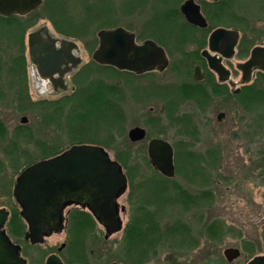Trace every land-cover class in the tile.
I'll return each instance as SVG.
<instances>
[{"label":"rangeland","instance_id":"374dc122","mask_svg":"<svg viewBox=\"0 0 264 264\" xmlns=\"http://www.w3.org/2000/svg\"><path fill=\"white\" fill-rule=\"evenodd\" d=\"M166 1L168 8L164 9L172 10L174 4L169 0ZM59 2L62 3V9L56 8L57 6L53 4L47 7L58 10L59 18L55 23L64 26H69L71 23V25L79 26L85 22L84 25L88 26L87 32L81 36L74 32L75 35L59 33L49 19L47 8H40L37 12L39 18L27 28V35L36 28L47 26L54 35L76 44L81 66H85L81 72L82 78L79 77L76 82L82 84L80 89L87 87L86 83L81 82L83 76L88 74L86 81L91 80L94 84L102 82L108 85H120L118 89L121 90L124 77L115 75L109 69H99L97 68L99 64L93 62L92 54L98 47L97 34L101 30L122 28L135 33L140 42L158 38L162 45L173 49L169 41L170 34L159 30L157 25H150L153 19L157 20L156 15L162 9L156 0H56L54 5ZM98 27L100 28L97 29ZM16 46L18 44L6 48L4 54L0 56V124L6 130L8 129V133L13 129L15 135L20 132L17 150L21 151V155L16 160L13 156L16 149L12 147L6 149L11 151L9 155H6V150H3V147L10 145L15 138H7L0 144V166H4L3 171H0V205L9 202L16 178L27 168V158L31 157L30 160L39 161L40 150L34 144L36 141L49 145L57 144L58 155L75 145H96L102 147L115 161H117V154L129 155L128 162L124 166L117 161L128 179V188L118 199L119 205L124 206L127 211L126 217L121 214L122 226H124L128 217H133V210L144 204L145 200L152 198L149 197V195L152 196L151 186L145 187L142 183L149 180H159L157 182L162 180L163 176L151 167L149 161L147 163L148 141L157 138L170 143L173 148V157L175 154L187 153L199 157L201 161L190 167L191 169L178 164L177 172L174 163L173 181L168 183L163 181L166 187L170 188V194L162 196L159 200L162 210L156 223H160V228L163 230L177 223L185 225L189 234L186 243L180 244L176 238L163 239L147 253V260L144 263L247 264L253 257L264 255V122L256 120V129L254 131L248 129L246 119L240 112L239 130L233 133L230 132L231 130L228 132L226 127L230 125L229 120L225 122L226 126L225 123L216 125L217 106L212 103L206 108L207 119L212 116V113L214 114L212 131L207 127L203 128L196 117L198 121V124L195 123L196 132L194 131L190 136L184 127L187 121L186 116L190 113L194 115V109L190 103L185 102L182 93L174 95L173 89L178 87L181 77L178 73L174 74L169 67L161 74L156 73L153 78L143 80V86L138 84L135 86L141 88L151 83L161 88L167 87L168 89L162 91L159 99L143 98L140 102L132 98L130 93H128L129 96H123V90L121 99L119 95V99L114 104L121 117L119 124L110 128L108 120L113 116L105 105H100L99 110L94 109L90 115H78L80 104L77 101L84 98V95H77L76 99L68 104L57 105L42 101L46 94L39 90L37 79L40 78L30 72L31 66L27 64L29 82H25L22 66L20 70L18 69V73L15 71V68L20 66L16 60L18 55ZM94 89L93 87L92 91ZM154 89L160 88L154 86ZM106 97L110 100L111 95L108 93ZM173 97L177 100H172ZM138 98H142L141 93ZM170 102L175 103L174 108H170ZM73 105H76L74 109L77 115H70L68 121L74 120V124L69 126L66 124V116ZM47 106L64 107L59 128L45 126L42 123V118L51 111ZM258 115L264 116V112L261 111ZM23 117L27 119L25 123H21ZM46 121L49 122L48 119ZM206 126L209 127L211 124ZM136 127L145 129L147 138L141 142L132 143L128 139V132ZM27 128L32 135L31 139L27 137ZM95 135L98 138L97 141L106 142L110 136L113 141L105 147L99 143L96 144ZM9 136L7 134V137ZM173 185H177L183 192L190 195L200 196L197 197L196 205L192 207L189 203L173 201L175 198V192L171 189ZM203 193L209 196L208 201L201 197ZM145 206H149V203L147 202ZM156 208L155 204L152 209L156 210ZM212 223L221 225V231L222 229L223 231L214 237L217 239L209 240L205 232L207 234L206 229ZM98 230L85 242V248H82L85 259L78 258L77 253L67 242L71 255L69 259L92 263L128 262L123 256L125 250L122 248L123 233L116 232L104 240V231ZM16 239L22 242V236ZM60 242V238L54 236L46 239L43 246L34 248L27 246L28 260L31 263H41L51 252L50 246L53 247L54 244L58 246ZM244 243L254 246L256 253L252 257L243 251ZM227 248L239 249L240 258L227 263L223 256V251ZM69 252L64 251L66 258Z\"/></svg>","mask_w":264,"mask_h":264},{"label":"flooded vegetation","instance_id":"af4514ba","mask_svg":"<svg viewBox=\"0 0 264 264\" xmlns=\"http://www.w3.org/2000/svg\"><path fill=\"white\" fill-rule=\"evenodd\" d=\"M169 1L174 4L172 9L175 11L173 18L168 22L169 41L172 43L173 49L162 45L158 38L145 39L140 42L135 33L126 30L134 35L137 45L151 41L162 48L167 59V66L141 74L104 66L115 69L124 77L121 82L120 99L123 90V96H129L128 93H130L132 98L140 102L143 98L159 99L160 94L163 90H167V87L161 88L159 85L151 83L141 88L135 86L136 84L143 86V80L147 81L153 78L154 74H161L170 67L174 74L178 73L181 77L178 87L173 89L174 95L182 93L185 102L190 103L194 109V115L190 113L186 116L187 121L184 127L190 136L194 131L196 132L195 123L198 124L196 117L203 128L207 127L212 131L214 114L212 113L208 119L206 114V108L212 103L217 106L215 114L217 126L224 125L229 120L230 125L226 127L227 131L231 130L230 132L233 133L239 130L241 112L246 119L248 129L254 131L256 120L264 122V116L258 115L259 112H264V0ZM187 1L192 2L191 6L199 8L203 19L202 23L205 26L201 27L186 20L181 12V7ZM36 10L28 14L0 15V56L4 54L6 48L18 44L16 60L23 67L25 82L28 81L27 64H29L30 72L40 78H36L39 90L46 94L41 100L57 105L68 104L74 101L81 91V85L76 82L85 66H81L82 62L78 56L76 44L54 35L47 26L36 28L27 35V28L33 23H31L32 13L35 14ZM150 25L155 26L156 20L153 19ZM218 30L225 32L210 43L212 34ZM172 58L174 59L171 60ZM15 66L17 65L15 64ZM25 85L26 90L27 83ZM107 86L111 85L107 84ZM154 86L160 89H154ZM139 93L142 94V98H138ZM16 95L18 96V92ZM19 97H21L20 94ZM172 100L176 101L177 99L173 97ZM207 124H211V126L208 127ZM7 130L4 127V138L14 139V129L10 133ZM252 130L250 131L252 132ZM7 134L10 136L7 137ZM3 168L4 166H0V171H3ZM14 185L15 182L13 188ZM13 188L9 202L0 205V209L4 210L7 215L0 227V232H3L8 239L3 245L4 258L0 260V264H19L14 260L16 252L13 247L17 246L20 247L17 254L24 261L22 264H173L92 263L69 259L71 257L70 241L74 239L73 234L77 232L79 219L91 217L96 223L94 229L104 231V240H106L105 229L96 222L90 211L75 203L66 204L60 211L61 223L58 231H53L49 237L44 238L43 243L32 245L29 240L24 239L28 226L20 216L21 209L13 197ZM4 199L6 200V198ZM119 207L124 208L121 214L126 217L125 207L120 205ZM129 222L130 218L128 217L126 225L119 230L123 235ZM21 226H23L22 230H20ZM20 232H22V242L17 240L15 235ZM54 236L60 238L59 245L50 246L51 252L41 263H31L27 258V246L30 248L43 246L46 239ZM205 236L207 237L206 232ZM66 250L69 252L68 258L64 253ZM50 256H56L61 263H46Z\"/></svg>","mask_w":264,"mask_h":264},{"label":"water","instance_id":"95a60500","mask_svg":"<svg viewBox=\"0 0 264 264\" xmlns=\"http://www.w3.org/2000/svg\"><path fill=\"white\" fill-rule=\"evenodd\" d=\"M42 0H0V15L25 14L36 10ZM187 1L181 7L186 20L192 24L205 26L197 6ZM223 30L214 32L210 43ZM98 47L92 59L99 65L111 66L122 71L141 74L167 66L162 48L151 41L142 45L135 43L134 35L122 28L101 30L97 34ZM27 119L23 117L21 123ZM146 138V131L136 127L128 132V139L138 143ZM147 157L151 167L163 177L171 179L175 175L173 148L167 141L151 139L147 144ZM128 179L121 165L112 160L100 146L75 145L52 158L38 161L24 169L16 178L13 197L19 205L21 218L27 222L24 236L32 245L43 243L53 231H58L61 223L60 211L66 204L75 203L87 208L96 222L106 231V238L122 227L118 199L126 192ZM0 209V227L6 218ZM7 237L0 232V260L4 258V242ZM15 263H24L13 247ZM227 262L240 258L241 251L227 248L223 251ZM46 263H61L56 256L48 257ZM117 263V262H113ZM247 264H264V255H258Z\"/></svg>","mask_w":264,"mask_h":264},{"label":"trees","instance_id":"16d2710c","mask_svg":"<svg viewBox=\"0 0 264 264\" xmlns=\"http://www.w3.org/2000/svg\"><path fill=\"white\" fill-rule=\"evenodd\" d=\"M80 1H84V0H80ZM156 1H157V3H160L159 5H160V7H162V9L160 8L161 9L160 12L157 13V15H156V19H157L156 25L158 26L159 30L169 34L168 22L170 21V19L173 18V14L175 13V11H173V9L172 10L164 9V8H168V5H166V4H168L166 0H156ZM55 2H56V0H44V2L39 7V9L34 12L35 14L32 13L31 23L36 21L39 18V16H37V12L40 11V8L46 9L48 6H51L53 4V6H57L56 8L62 9V3L60 4V2H59V4L54 5ZM47 10H48L47 14L49 16V19L52 20L53 27L59 33L66 34V35H72L75 33V34H78V36H81L87 32L88 26L84 25L85 22L79 26L78 25L74 26L73 24L71 25V23H69V26L58 25V23H55L56 19L59 18L58 17V10L57 9L54 10L53 8H50V7L47 8ZM61 14H62V11H61ZM87 21H89V20H87ZM99 28L100 27H98L97 29H99ZM92 64H94V63H92ZM20 68H21V66H18L15 69V71L18 73V69L20 70ZM97 68L109 69L115 75H120V72L116 71L115 69L109 68V67L97 66ZM82 71H83V69L81 70V72ZM81 72L79 74V77H81V75H82ZM87 75L88 74L83 76V81L81 82V83H86L87 87L85 89H87V90L81 89V91L79 92V95L80 96L84 95V98L77 101L80 104L78 115L79 114L80 115H90L94 109L99 110L100 105H105L107 107V109L110 110V114L113 116L110 120H108V124H109L108 127L114 128L115 126H117L119 124V120H120L119 118H121L118 115V109L116 108V106H114L116 100L119 99L120 90L118 88H120V85L119 86L118 85L107 86V84L102 83V82H101L102 84L99 82L98 83L95 82V84H94L91 82V80L86 81L88 79ZM93 87L95 88L94 89L95 91L93 90L94 92L92 91ZM84 90H85V92H84ZM108 93H109V95H111L110 100H109V98L106 97ZM170 104H171L170 108H174L175 103L170 102ZM75 106L73 105L70 107L69 113L66 116V119H67L66 124L69 126H72V124H74L73 123L74 120L69 119V121H68V118L70 117V115H77L76 114L77 112L74 109ZM41 107H43V106H41ZM47 107L50 108L51 111L49 113H47V115H45L42 118L43 119L42 123L45 126H54L55 128H59L61 126L60 120H61V117L63 116L62 114H64V107L63 106H57V107L56 106H53V107L47 106ZM72 111H73V113H71ZM45 118L48 119L49 122H47ZM183 124H181V125L183 126ZM71 129H69V130L71 131ZM4 132H5L4 126L0 124V144H2L3 141H5ZM95 133H96V135H98L97 132H95ZM96 135L94 136L96 144L99 143V145H104L105 147H107L108 144L113 141L112 136H110L109 140H107L106 142L97 141L98 138L96 137ZM19 136H20V132H17L15 137H14L15 140L13 142H10V145H8V146L6 145L3 147L4 151L10 147L16 149L15 150L16 152H14V155H13L14 159H16V160H18V156L21 155V151L17 150L19 147L18 143L20 142ZM27 137L29 139H31V137H32V135L30 134V130L28 128H27ZM34 144H35L36 148H38L40 150V156L38 159L39 161L49 159V158H52V157L58 155L57 149L59 148V146L57 144L49 145V144H45L44 142H41V141H36V143H34ZM12 152H13V150H12ZM10 153H11L10 150L5 151L6 155H9ZM30 159H31V157L27 158V160H28L27 167L32 165L36 161V160L35 161L30 160ZM128 159H129V155H125V154H117L116 155V160L122 166H124L126 164V162H128ZM198 161H201V159H199V157H197L195 155H191V154H187V153H179V154L174 155V163L176 164V172L178 171V169H177L178 164H182L183 166H186L187 168L191 169L190 167H193L194 164H196ZM147 163H148V160H147ZM197 169H199V168H197ZM192 171H193V168H192ZM149 181L143 182L142 184L145 187L151 186L150 191H151L152 196L149 195V197H152V198L144 201V204L146 205V203L148 202L149 206H145L144 204H142V202H143L142 201L140 203L142 205H140L139 207H137L133 210V217H130V222H129V224L126 228V231L123 235V238H122V242H123L122 248L125 249L123 256H125L126 261H128V262L123 261V260H122V262L144 263L147 260V253L154 249L156 243L162 242L163 239H166V240L170 239L171 240L172 238L173 239L176 238V240L180 241V244H184V243H186L187 236L189 235V234H187L188 229L185 227V225H183L181 223L171 225V226L167 227L165 230L160 228V225H159L160 223H156V219H157V217L161 216V210H162V204H161V202H159V200L162 199V196L170 194V188H167L166 187L167 185H165L164 182H167V183L172 182L173 179L172 178L168 179V178L162 177V180L160 182H157L159 180H157V181L154 180V181H150V184L148 185ZM171 189L175 192V195H174L175 198L173 199V201H175V202L178 201L179 203H182V204L189 203L190 204L189 206H192V207L194 205H196L195 202L198 201L197 197H200V196H194V195H190L186 192H183L177 185H173ZM201 197L204 200L208 201L207 198H209V196L206 193L201 194ZM155 204H156L157 208H156V210H153L152 207ZM78 224H79V226L77 227V230H76L77 232H76V234H73L74 239L72 241H70V246H71V249H73L77 253L78 258L85 259L86 256H84V253L82 255V252L84 251V249L82 250V248H85V246H84L85 240L89 239L90 236L95 235L96 230L94 228H95L96 223L94 222V220L91 217H89L88 219H86V218L79 219ZM22 229H23V226H21L20 230H22ZM227 230L228 229L226 228V231ZM206 231H207V238L209 240L217 239L214 237H217L218 235H220L219 232L221 231V225H219L218 223H212L207 227ZM222 231H223V229H222ZM15 235H16V238H19L22 236V232H20V235H18L17 233ZM242 249L244 252L249 254L251 257L256 253L253 245H247L246 243H244L242 245Z\"/></svg>","mask_w":264,"mask_h":264}]
</instances>
